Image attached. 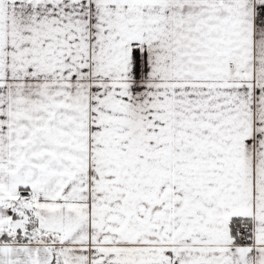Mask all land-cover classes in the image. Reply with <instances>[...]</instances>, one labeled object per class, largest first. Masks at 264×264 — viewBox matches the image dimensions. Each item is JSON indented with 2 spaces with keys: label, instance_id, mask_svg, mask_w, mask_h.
I'll list each match as a JSON object with an SVG mask.
<instances>
[{
  "label": "snow or ice",
  "instance_id": "6c2138e0",
  "mask_svg": "<svg viewBox=\"0 0 264 264\" xmlns=\"http://www.w3.org/2000/svg\"><path fill=\"white\" fill-rule=\"evenodd\" d=\"M0 264H264V0H0Z\"/></svg>",
  "mask_w": 264,
  "mask_h": 264
}]
</instances>
